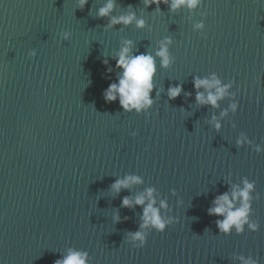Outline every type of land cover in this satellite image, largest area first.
<instances>
[{
	"label": "water",
	"instance_id": "95a60500",
	"mask_svg": "<svg viewBox=\"0 0 264 264\" xmlns=\"http://www.w3.org/2000/svg\"><path fill=\"white\" fill-rule=\"evenodd\" d=\"M103 3L88 0L80 9L78 0H0V264H53L69 246L87 250L92 264H238L233 252L264 264V152L235 145L240 131L264 143V0H204L194 15L161 4L155 18V5L144 10L141 0H117L113 15L131 4L151 31L104 29L107 19L96 17ZM199 11L208 13L206 36L192 31ZM61 29L71 31L69 40H59ZM165 35L173 37L176 62L158 68L157 84L184 82L192 96L169 101L161 93L151 115L106 103L102 93L115 72H107L105 56L114 67L121 38L154 52ZM33 48L37 56L29 57ZM212 71L235 80L240 102L220 132L207 118L229 101L200 107L192 85L193 75ZM127 172L145 179L133 192L155 185L179 217L140 249L124 240L138 228L140 206L120 208L129 190L108 191ZM241 176L257 182L261 228L226 236L207 209ZM117 208L129 219L114 223Z\"/></svg>",
	"mask_w": 264,
	"mask_h": 264
},
{
	"label": "clouds",
	"instance_id": "9594fccd",
	"mask_svg": "<svg viewBox=\"0 0 264 264\" xmlns=\"http://www.w3.org/2000/svg\"><path fill=\"white\" fill-rule=\"evenodd\" d=\"M117 0H104V3L96 9L97 18H106L107 23L103 25L104 29L116 28L119 30L135 24L137 28H147L152 30L151 25L142 14H138L136 8L129 4L127 12L116 16L113 15ZM144 10L155 5L154 9L149 12L155 18V14L162 13L161 4L167 7L168 12L175 13L178 9L187 8L190 15H194L200 9L204 0H141ZM88 4V0H78L80 9ZM200 19L193 26L192 31L201 36H206V18L208 13L199 11ZM72 36L70 30L61 29L57 32V37L61 41L69 40ZM158 47L153 51L140 52L135 42L130 38H121L118 49L113 50L111 58L115 60L114 67L109 64L108 56H105L103 64L108 65L107 72H115V79L103 90V99L106 103H112L118 100L120 107L124 112H135L137 114L151 115V109L156 103L161 93L166 92L168 100H174L182 93L185 98L192 96L191 91L184 89V82L169 84L167 89L163 85L158 86L156 75L158 68H171L176 57L171 52V46L174 43L173 37L165 35L158 40ZM29 57H36L37 50L30 49ZM192 85L195 90V104L203 107L210 106L213 109H219L218 101L227 99L229 101L226 108L218 113L213 112L207 118V124L216 132H220L223 127L224 117L235 116L240 107L237 99L238 90L234 79L224 80L215 72H209L201 76L195 74L192 76ZM155 91V95L153 92ZM182 113L188 112L183 106L179 108ZM231 127H237L235 121H229ZM133 137L138 135V130L130 133ZM235 145L237 148L248 146L257 154L264 152V143H257L249 135L240 131L236 136ZM232 174L229 173V176ZM114 181L109 185L108 191L115 196L119 195L122 190H129L128 195L121 199L120 208L135 209L140 206L138 228L135 231H127L124 240L134 249L143 248L148 240L149 235L155 231L164 233L166 229L177 223L179 217L173 215V208L169 199L163 196L155 185H147L139 191L133 192L136 186L145 185V179L142 175L127 172L123 175L114 176ZM256 180L248 176L239 177V181L229 180L227 190L218 192L211 201L207 209L210 216H216V227L219 233L223 235H232L233 232L241 235L248 232H258L261 228L259 219L254 218L253 204L261 199V193L256 190ZM173 196L177 195L176 189H170ZM178 204L183 201L178 198ZM128 220V216L123 218L120 215L119 208L115 209L112 215L114 223L121 220ZM208 230V229H206ZM205 230V231H206ZM61 255L53 264H92L90 253L82 248L73 246L66 247ZM232 260L238 264H260L258 256L245 254L243 252H233Z\"/></svg>",
	"mask_w": 264,
	"mask_h": 264
}]
</instances>
